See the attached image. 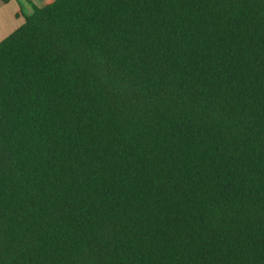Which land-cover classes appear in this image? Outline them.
<instances>
[{
  "label": "trees",
  "instance_id": "obj_1",
  "mask_svg": "<svg viewBox=\"0 0 264 264\" xmlns=\"http://www.w3.org/2000/svg\"><path fill=\"white\" fill-rule=\"evenodd\" d=\"M0 264H264V0L35 6L0 41Z\"/></svg>",
  "mask_w": 264,
  "mask_h": 264
},
{
  "label": "crops",
  "instance_id": "obj_2",
  "mask_svg": "<svg viewBox=\"0 0 264 264\" xmlns=\"http://www.w3.org/2000/svg\"><path fill=\"white\" fill-rule=\"evenodd\" d=\"M52 0H0V41L9 36L25 22L34 7H44Z\"/></svg>",
  "mask_w": 264,
  "mask_h": 264
}]
</instances>
